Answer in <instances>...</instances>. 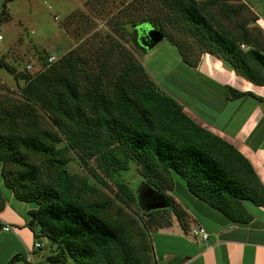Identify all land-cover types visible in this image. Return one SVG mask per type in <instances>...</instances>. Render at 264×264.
Returning a JSON list of instances; mask_svg holds the SVG:
<instances>
[{
  "label": "trees",
  "instance_id": "trees-1",
  "mask_svg": "<svg viewBox=\"0 0 264 264\" xmlns=\"http://www.w3.org/2000/svg\"><path fill=\"white\" fill-rule=\"evenodd\" d=\"M9 1L12 0L5 1L2 6L0 22L6 20V3ZM156 1L184 16L199 44L206 47L196 61H190L186 53L173 45L183 63L195 68L200 56L209 54L250 83L264 86V52L257 37L250 40L246 31L239 36L222 27L209 12V7L218 5L217 0ZM219 11L226 18L238 12L227 4ZM153 21L149 18L133 24V37L134 26L149 23L165 39V34ZM240 46L247 49L242 51ZM79 63L80 57H75L74 61L65 60L57 70L56 65H51L45 74L32 79L0 59V68L26 82L24 98L31 103H43L46 93L58 89L56 108L70 124L63 128L67 144L58 150L54 148L59 142L58 137L49 133H43L40 138H12L0 133L3 183L15 200L34 205L26 213L25 226L36 240L44 238L50 243L51 254L44 264H151L152 252L149 237L134 242L117 233L115 225L105 218L109 203L79 202L88 187L82 186L76 198L71 197L70 177L63 160H58L55 183L48 184L42 182L38 171L26 163L24 153L42 155L47 151L49 156L58 158L67 149H73L85 157L100 156L110 174L126 171L129 162H134L147 182L142 184L143 189L155 190L168 206L151 212L141 209L150 216L149 224L154 229L168 226L172 214L182 225L186 218L184 210L166 194L174 188L172 174L184 180L185 189L193 198L233 224L250 222L245 203L264 207V185L250 163L232 145L191 120L182 106L150 78L142 65L130 59L117 79L114 92L106 97L99 92L79 95L82 85L78 73L84 67ZM231 92L233 98L245 95L235 90ZM13 117L0 110V120H13ZM11 166L15 167L12 173L7 170ZM163 176L170 180L168 188L159 184ZM117 189L122 203H138L129 187L118 184ZM4 204L0 197V211ZM16 261L24 259L15 255L7 264Z\"/></svg>",
  "mask_w": 264,
  "mask_h": 264
},
{
  "label": "rangeland",
  "instance_id": "rangeland-1",
  "mask_svg": "<svg viewBox=\"0 0 264 264\" xmlns=\"http://www.w3.org/2000/svg\"><path fill=\"white\" fill-rule=\"evenodd\" d=\"M217 2V6L209 7V12L220 21L222 27L233 30L239 36L246 31V37L250 36V40L257 37L264 52V30L255 23L256 17L251 8L241 0ZM223 4L238 11L237 14H229V18L221 16L219 9ZM6 10V20L0 22V59L17 72L36 79L45 74L51 65H56L57 70L65 60L74 61L75 57H80L79 65L84 64L78 73L82 85L80 96L99 92V95L109 97L130 59L143 67L145 61L146 66L155 70L158 78L175 66L176 50L186 53L190 61H196L201 51L206 50L205 45L199 44L184 16L156 0H16ZM149 18L160 27L165 39L146 52L133 44L131 27ZM240 49L245 51L247 48L240 46ZM49 57L54 59L51 63L48 62ZM64 70L67 69L64 67ZM94 86L96 89H92ZM24 87V80L0 68V110L14 115L13 120H0V133L12 138H40L43 133H49L59 139L54 145L56 150L66 146L63 128H68L70 124L56 108L58 89L46 93L43 103L39 104L24 98ZM13 131V135L9 134ZM23 156L26 163L38 171L39 179L48 184L55 183L58 160H63L70 177L72 198L75 199L77 191L85 185L88 189L80 196L79 202L109 203L110 209L106 211L105 218L115 225L119 235H126L134 242H142L145 236L149 237L153 230L149 224L150 216L140 209L138 203L124 204L117 196L118 184L126 185L138 196L143 191L142 184L147 183L134 162H129L126 171L110 174L100 156L85 157L73 149H67L58 158L49 156L47 151L42 155L24 153ZM1 168L0 164V197L5 202L22 207V211L32 209L33 204L14 200L3 183ZM14 168L7 167V170L12 173ZM163 177L159 184L162 188H168L170 180ZM172 179L174 193L181 197L185 182L175 174H172ZM15 214L17 225L25 226L26 211ZM36 242L42 247L35 249L33 246L36 250L33 260L51 254L47 239L33 238L31 243L34 245Z\"/></svg>",
  "mask_w": 264,
  "mask_h": 264
},
{
  "label": "crops",
  "instance_id": "crops-1",
  "mask_svg": "<svg viewBox=\"0 0 264 264\" xmlns=\"http://www.w3.org/2000/svg\"><path fill=\"white\" fill-rule=\"evenodd\" d=\"M5 1L0 0V12ZM14 1L7 2L6 8ZM241 1L251 8L255 23L264 30V0ZM176 51L175 66L164 76L157 78L144 61L146 72L198 126L232 145L264 185V86L250 83L209 54L200 56L197 67H189ZM231 90L245 95L233 98ZM184 188L181 197L174 188L166 192L184 210L186 218L182 225L170 215L168 226L153 228L149 234L151 264H264V207L245 203L250 222L233 224ZM20 211L24 213L12 202H5L0 211L1 223L16 230L0 231V264H7L15 255L30 264H43L48 256L33 260V234L24 225H17L15 213ZM197 226L208 234L206 242L191 235L190 230ZM24 261L13 264H26Z\"/></svg>",
  "mask_w": 264,
  "mask_h": 264
},
{
  "label": "water",
  "instance_id": "water-1",
  "mask_svg": "<svg viewBox=\"0 0 264 264\" xmlns=\"http://www.w3.org/2000/svg\"><path fill=\"white\" fill-rule=\"evenodd\" d=\"M138 32L137 44L143 51H149L164 40L162 33L151 24L134 26ZM140 209L144 212L166 209L165 200L153 189L144 188L137 196Z\"/></svg>",
  "mask_w": 264,
  "mask_h": 264
},
{
  "label": "built area",
  "instance_id": "built-area-1",
  "mask_svg": "<svg viewBox=\"0 0 264 264\" xmlns=\"http://www.w3.org/2000/svg\"><path fill=\"white\" fill-rule=\"evenodd\" d=\"M1 39L2 38L0 36V40ZM53 60H54L53 57H49L48 58V62L49 63H51ZM0 231L7 232L8 233V232H14L15 230H14L13 227L8 226L7 224H3L0 221ZM190 233H191V235L193 237H196V238L200 239L203 242H206L207 239H208V234L206 233V231L202 227H199V226L194 227V228H192L190 230ZM40 247H41V244L40 243H38V242L34 243V248L35 249H39Z\"/></svg>",
  "mask_w": 264,
  "mask_h": 264
},
{
  "label": "flooded vegetation",
  "instance_id": "flooded-vegetation-1",
  "mask_svg": "<svg viewBox=\"0 0 264 264\" xmlns=\"http://www.w3.org/2000/svg\"><path fill=\"white\" fill-rule=\"evenodd\" d=\"M134 43L136 44V46L139 48V46H138V44H137V38H138V32L135 30L134 31ZM139 49H141V48H139Z\"/></svg>",
  "mask_w": 264,
  "mask_h": 264
}]
</instances>
